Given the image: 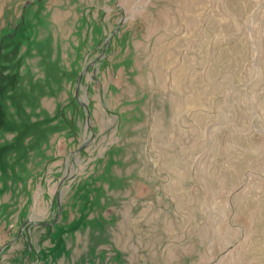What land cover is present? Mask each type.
Segmentation results:
<instances>
[{"label": "rangeland", "instance_id": "obj_1", "mask_svg": "<svg viewBox=\"0 0 264 264\" xmlns=\"http://www.w3.org/2000/svg\"><path fill=\"white\" fill-rule=\"evenodd\" d=\"M0 264H264V0H0Z\"/></svg>", "mask_w": 264, "mask_h": 264}]
</instances>
